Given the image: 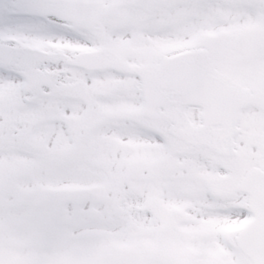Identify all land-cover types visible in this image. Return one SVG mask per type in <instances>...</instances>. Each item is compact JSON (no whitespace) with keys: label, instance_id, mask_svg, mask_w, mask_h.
Segmentation results:
<instances>
[{"label":"snow or ice","instance_id":"1","mask_svg":"<svg viewBox=\"0 0 264 264\" xmlns=\"http://www.w3.org/2000/svg\"><path fill=\"white\" fill-rule=\"evenodd\" d=\"M0 264H264V0H0Z\"/></svg>","mask_w":264,"mask_h":264}]
</instances>
